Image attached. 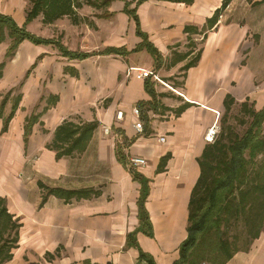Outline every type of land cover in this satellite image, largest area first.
I'll return each mask as SVG.
<instances>
[{
  "label": "crops",
  "instance_id": "obj_1",
  "mask_svg": "<svg viewBox=\"0 0 264 264\" xmlns=\"http://www.w3.org/2000/svg\"><path fill=\"white\" fill-rule=\"evenodd\" d=\"M137 1L72 0L68 15L47 21L41 13L26 25L54 44L23 41L11 57V41L0 45V199L19 225L12 258L3 264H147L140 252L155 264H174L188 235L198 160L212 144L209 132L218 138L224 100L264 108V0H247L253 9H228L231 0L224 10V0ZM127 3L137 22L125 13ZM29 11L28 0H0V14L20 28ZM137 27L160 62L146 50L132 52L143 42ZM58 45L91 56L71 59ZM107 49L128 54H103ZM137 70L160 80L151 79L158 98L154 110L144 109L147 121L132 114L151 101ZM67 124L96 128L82 153L57 158L69 146L57 136ZM120 156L146 160L134 171L148 181L151 237L140 231L141 185ZM49 190L77 195L67 200ZM132 233L137 247H127ZM226 264H264V234Z\"/></svg>",
  "mask_w": 264,
  "mask_h": 264
},
{
  "label": "trees",
  "instance_id": "obj_2",
  "mask_svg": "<svg viewBox=\"0 0 264 264\" xmlns=\"http://www.w3.org/2000/svg\"><path fill=\"white\" fill-rule=\"evenodd\" d=\"M134 1V0H133ZM145 0H138L136 6ZM174 2H187L188 0H169ZM193 0H190V2ZM231 0H224L221 10L226 9ZM72 0H31L32 8L27 14L25 26L18 27L15 22L0 14V45L8 38L11 44L6 52V57H11L23 41H29L34 45H51L50 40H43L35 37L26 30V25L31 23L41 13L45 20L51 21L68 15L71 12ZM131 4H126L125 13L131 16L136 22V12L129 10ZM219 11V10H218ZM216 11L212 23L218 18ZM137 34L143 42L132 52L146 50L156 63L161 61V56L140 29L137 27ZM61 53L71 59H87L91 55L70 53L58 45ZM128 54L124 49H107L103 54ZM199 55L194 61L185 66V70L195 65ZM3 64H0V79L2 77ZM145 90L151 97L148 103H138L136 108L140 111L141 121H147L146 108L155 109L158 96L156 95L151 79L145 81ZM234 99L227 96L224 100L225 113L227 116L234 104ZM187 105L177 109V115L183 112ZM249 108V110H247ZM247 111L250 123L242 134L221 132L217 140L209 145L198 160L201 168V175L192 191L189 201V217L187 238L179 247V259L174 264H226L235 254L247 253L253 243L264 234V108L255 112L248 103L241 104V110ZM245 124V122H241ZM32 120L29 122V128ZM95 124L76 127L65 125L61 127L57 136H63L64 142L69 146L57 154V158L71 155L74 151L82 153L95 130ZM5 130V128H4ZM227 130V129H226ZM232 131V129L229 128ZM28 131V129H27ZM71 140V141H70ZM260 158V161H258ZM119 162L127 167V160L122 156ZM166 158L162 159L157 172L163 171ZM135 181L141 185L140 197L138 200L140 231L152 236V227L148 213L145 209V202L148 196V181L144 180L136 171L128 169ZM251 176V179L249 178ZM47 195H55L64 199H71L76 196L75 192L62 190H49ZM0 235L8 228L14 233L13 238L3 241L0 239V264L11 260V251L17 243L19 225L13 221L8 214L4 200L0 199ZM244 223L248 237L245 249L231 247L229 231L233 224L239 221ZM136 233L127 238V247H137ZM209 250V251H208ZM139 261L147 264H155L154 260L147 254L139 253Z\"/></svg>",
  "mask_w": 264,
  "mask_h": 264
},
{
  "label": "rangeland",
  "instance_id": "obj_3",
  "mask_svg": "<svg viewBox=\"0 0 264 264\" xmlns=\"http://www.w3.org/2000/svg\"><path fill=\"white\" fill-rule=\"evenodd\" d=\"M29 2V8H32L31 0H28ZM254 7H251V4L247 3V0H234L233 3L230 4L228 9H253ZM235 101V100H234ZM249 106V104H248ZM249 110V108L247 109ZM225 113V112H224ZM224 113L221 115V119L224 116ZM247 111L245 109L241 110V104L234 102V104L231 107V110L227 116L224 117V121L221 122L220 130L218 131V137L220 136L221 132L226 133L227 131L232 134H242L248 127L250 123V118L247 116ZM245 122V124H241V122ZM232 129L231 130H229ZM227 129V130H226ZM263 133H264V127H263ZM260 161V158L259 160ZM251 179V176H249ZM3 208L2 205H0V210ZM0 229H2L0 227ZM3 232V230H0ZM14 233H11L8 228L5 230L3 234L0 235V239L3 241L10 240L13 238ZM230 234V242L232 249L239 248V249H245L248 241V237L246 235V228L244 226V223L240 220L237 224H233L232 228L229 231ZM209 251V250H208Z\"/></svg>",
  "mask_w": 264,
  "mask_h": 264
},
{
  "label": "built area",
  "instance_id": "obj_4",
  "mask_svg": "<svg viewBox=\"0 0 264 264\" xmlns=\"http://www.w3.org/2000/svg\"><path fill=\"white\" fill-rule=\"evenodd\" d=\"M137 75L136 78L139 80H148V79H155L156 81H160L157 77V75H155L152 71H145V70H137ZM132 114L137 118L140 119V111L135 107L132 110ZM123 117V113H117L116 119L118 121H121ZM135 129L137 131V133L141 134L143 133V124L140 120H138L137 123H135ZM216 131L212 130L209 132V135L207 137V141L208 143H214V139L216 136ZM165 139L164 138H160V142H164ZM146 165V160L144 158H140V157H130L127 160V168L128 169H132L135 170L139 167H143Z\"/></svg>",
  "mask_w": 264,
  "mask_h": 264
}]
</instances>
